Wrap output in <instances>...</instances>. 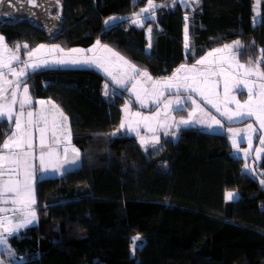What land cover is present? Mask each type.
I'll return each mask as SVG.
<instances>
[{
    "label": "trees",
    "instance_id": "16d2710c",
    "mask_svg": "<svg viewBox=\"0 0 264 264\" xmlns=\"http://www.w3.org/2000/svg\"><path fill=\"white\" fill-rule=\"evenodd\" d=\"M61 1L55 40L28 21L0 20V34L23 51L100 40L156 78L234 40L240 58L264 59V0H152L150 12L148 0ZM26 82L35 99L64 110L81 163L37 179L38 220L9 234L10 264H264V154L255 175L227 133L196 126L145 150L120 129L128 90L97 68L40 69ZM13 130L14 120L0 119V152Z\"/></svg>",
    "mask_w": 264,
    "mask_h": 264
},
{
    "label": "rangeland",
    "instance_id": "374dc122",
    "mask_svg": "<svg viewBox=\"0 0 264 264\" xmlns=\"http://www.w3.org/2000/svg\"><path fill=\"white\" fill-rule=\"evenodd\" d=\"M3 0H0V5ZM136 23H144L145 19L142 17L135 18ZM140 21V22H137ZM4 38L3 43L7 45V50L3 51L2 57L3 62L8 64L10 68L16 69L17 72L20 71L21 68H24V62L29 60L27 53L30 50L36 49L40 45H45L44 49L40 51L37 56L32 57L33 61L39 60H48L50 61L47 67H41L40 69L46 68H56V67H69V68H77V67H93L100 70L108 79V83H112L115 86L120 88H125L129 92V98L126 100L125 104L123 105V117L122 122L125 123V128L123 130H127L130 133L135 134L138 137L140 145L145 150H153L159 151L162 147V143L164 140L169 138L176 139L178 136L179 129L188 126H196L201 129L212 131V132H225L229 135L230 140L233 144L234 151L236 154L242 155L244 157V167L248 171H252L255 175H258V171L255 168V164L259 162L264 154V143H261V140L264 139V129L259 127V121L255 119L254 116H242L234 118L233 120L229 121L226 117L222 116L220 113L216 111V109L207 103V100L204 97H201L199 92L189 91L186 89H180L176 91L174 89L169 88H161L160 85L155 84V81H163L164 79L171 77L173 73L176 71L177 68H180L181 65H185L186 67L180 71L178 74L181 83H192L191 77L195 76L197 86L202 88L208 98L213 99L216 101L221 108V112L224 110L225 104L227 108L231 111L235 112L237 110L236 101H239L241 104H244L245 101L248 100V91L247 87L242 86L239 82L247 81L248 87H251L253 90V106H256V101L259 99L258 93L260 91L259 85L264 84V78H257L254 74L252 75H244L245 69L237 68V63L244 64L246 68L255 67L257 64L259 65V69L264 71V59L262 57L258 59H242L239 55L238 47H232L229 49H224L222 52H213L214 49L224 48V45H233L235 41L227 42L221 46L213 47L209 49L203 56L198 58L200 60L202 57L208 55V53L213 52V55L209 57V62L204 64H197L195 62H183L179 65L175 71L167 76L163 77H153L150 73L138 66L136 63L130 61L125 55H123L120 51H115L111 45L104 43L99 40V44L97 42L91 47H64L58 42H51V43H41L36 47L23 51L21 45L19 49L17 47H13L8 44L4 35L0 34ZM188 36V32H187ZM188 41V40H187ZM53 45H59L63 51H59L57 49L52 48ZM104 46H107L105 48ZM2 47V45H0ZM70 49H82L83 52L77 53H70ZM92 49V51H88ZM111 49V51H109ZM119 54L118 56L115 54ZM16 55L19 56L18 60H13L12 56ZM119 57H123L124 59L121 60ZM60 59H80V60H87L88 63H66V64H59L55 63L54 61ZM127 61L128 63H125ZM132 65L135 66V70L131 67ZM193 65H195V70H193ZM9 67H5L0 69L3 75L0 76V81H15L17 77H15L10 71ZM105 68L107 71H105ZM223 69V72H221ZM30 68L27 69L28 75L32 72ZM143 72H147L148 76L142 75ZM200 73H204L203 76L199 75ZM214 73V74H210ZM27 75V76H28ZM23 78L21 82V87L17 90V104L13 105L12 111L13 113H18L21 111L19 107V101L23 99V86L26 84L28 87V96L32 100V105L25 106L23 111L25 112V117L23 118L25 121L27 119V112L33 111L34 113H38L41 109V105L38 101H51L46 99H35L31 93V89L29 83L26 82V78ZM135 77V79H129V77ZM151 77L149 79L148 77ZM188 76L189 79L184 81L182 78ZM115 77V79H113ZM117 80H124L125 84L120 85L116 83ZM225 82H227V95L225 94ZM133 84L136 85V90L139 93L140 99L138 100L136 97V93L132 91ZM8 89L5 95L7 96L13 90V86L5 85ZM159 91H163L164 95L159 98V102H156L153 97L159 93ZM177 96L181 97L182 99L191 96L192 100H195L196 103L200 104V107L204 109V112L195 111L193 116L191 117L192 122L183 125L179 124L181 118L189 119V113L193 112L196 105L192 103L191 100H186L183 104L182 109H177L175 105L167 111H165L163 105L165 101L174 100ZM234 98V99H233ZM144 101L141 104L140 101ZM53 102V101H52ZM6 104L8 101L5 102ZM55 104V103H54ZM56 105V104H55ZM125 105H128L127 110H125ZM58 106V105H57ZM59 107V106H58ZM45 114L48 118V125H47V132H46V143L43 147L39 144L40 133L37 127H33V154L34 159L32 160L34 172V180H33V187H34V194H35V201H36V182L38 178L47 177V176H59L62 175L65 171L76 168L80 165L81 161V150L72 142V135H71V142L70 144L64 140L62 129L65 125V121L63 118H58L57 123L60 125L53 134L52 129V120L55 110L53 109L51 104H45L43 106ZM60 110L64 113V110L59 107ZM160 113L159 116H154L156 112ZM241 111H246V109H241ZM135 113H140V116H136ZM205 113L210 114V116H215L217 119L221 121V126H212L208 127L206 124H200V120H207L210 121V116H206ZM66 116V114L64 113ZM144 117H153L150 120H144ZM34 120L37 117L34 115ZM67 124L70 126L69 119ZM248 125H252V129L248 128ZM23 127L27 128V124L25 123ZM39 127H45L43 122L39 123ZM154 129L155 131L150 130ZM134 129V130H133ZM228 129H237L240 130L238 132H229ZM15 131V127L14 130ZM137 131L139 135H137ZM167 133V134H165ZM12 135V134H11ZM10 135V136H11ZM158 137L159 142L152 147V138ZM141 137H143L147 144H141ZM251 138L250 143L248 142V138ZM8 139V138H7ZM6 139V140H7ZM57 139L60 140V143H57ZM235 140V143H233ZM67 147L69 150L66 154L63 149ZM74 148L79 149V158L76 159V154L72 150ZM55 149L56 151L51 156L45 157V165L43 167H47L49 170L46 172H42L40 169L42 165L39 162V154L41 151L45 153ZM27 151V149H24ZM19 149H4L0 152V155H11L13 152H19ZM76 159L75 163H68L67 161H72ZM13 167V165L5 164V168ZM55 169V170H53ZM9 179H23V176H14L11 174L5 175L0 177V181H5ZM234 194L233 198L238 195L237 191H229ZM228 192V193H229ZM9 200L8 203H2L1 208L9 209L7 212H1L0 217H8L11 220V223L7 221L0 222V228L2 229H9L8 232L2 231L1 238H6L7 235L5 233H17L20 230L35 224L37 221L28 224L26 227H21L17 231H11L16 224H18L22 219V214L19 211H14V209H19L20 205H14L11 203V199L13 198L11 194L8 197H5ZM232 198V199H233ZM227 199H229L227 197ZM231 200V199H229ZM36 204V203H35ZM33 208H35L33 206ZM35 210V209H34ZM10 213L12 215H10ZM139 235L135 236V240L132 246V250L134 246L138 243L137 240ZM138 238V239H136Z\"/></svg>",
    "mask_w": 264,
    "mask_h": 264
},
{
    "label": "snow or ice",
    "instance_id": "6c2138e0",
    "mask_svg": "<svg viewBox=\"0 0 264 264\" xmlns=\"http://www.w3.org/2000/svg\"><path fill=\"white\" fill-rule=\"evenodd\" d=\"M196 3L199 2V0H195ZM149 3V7L142 9V12H150L152 9H154L156 7V5H154L152 3V0H148ZM135 15H139V14H135ZM185 19H187V17H185ZM107 23V21H106ZM150 31V30H149ZM187 26H185V46L187 47V40H188V36H187ZM4 38L2 36H0V45H2V47H0V69H3L5 67H9L8 64H5L3 62V57H2V53L3 51L7 50V45L3 43ZM97 44H99V41H97ZM17 49H19L20 45L16 46ZM26 47V45H25ZM45 45H40L38 46L36 49L34 50H30L27 55L29 57L28 61L24 62V68H21L19 72L16 71V69L14 68H10L9 67V71L15 76L17 77V79L15 81H0V119H7L10 122H12L14 120V127H15V131L12 132V135L8 137L7 140L4 141L2 148L3 149H19V152H13L11 155H0V177H3L5 175L11 174L14 176H23V179H9V180H5V181H0V204L2 203H8L9 200L6 199L5 197H8L9 194L12 195V199H11V203L14 205H20L21 207L19 209H14V211H19L22 214V219L21 221L16 224L14 226V228L11 231H17L19 228L21 227H26L28 224H31L35 221L38 220V217L36 215V212L33 208V206L35 205L36 201H35V194H34V187H33V180H34V172L32 171L33 169V164H32V160L34 159V154H33V132L32 129L33 127H37L38 131L40 133V138H39V144L41 147L44 146V144L46 143V132H47V125H48V118L45 114L44 108L43 106L45 104H51L53 109L55 110V113L53 115V120H52V129H53V134H55V131L58 127H60V125L57 123L58 118H63V121H65V125L63 127L62 134H63V138L65 141H67L69 144L71 142V129L70 126L67 124L68 121V117L64 115V113L62 112V110L59 109V107L57 105L54 104V102L52 101H38V103L42 106L41 109L39 110L38 113H34L33 111H28L26 116L27 119L26 121L23 119L25 117V112L23 111V109L25 108V106H31L32 105V100L30 99V97L28 96V87L25 84L23 86V94L24 97L22 100L19 101V107L21 109V111H19L18 113H13L12 111V107L13 105L17 104V90L21 87V82L23 80V78H25L28 75L27 69H31L33 71L38 70L41 67H47L50 63V61L48 60H39V61H33L31 58L34 56H37L40 51L42 49H44ZM54 49H57L59 51H63V49L60 48L59 45H53L51 46ZM105 48H107V46H104ZM232 47H242V45L240 44V41H235L233 45H224V48H218V49H214L213 52H222L224 51V49H229ZM84 50L82 49H70L69 52L70 53H77V52H83ZM88 51H92V49H89ZM109 51H111V49H109ZM262 52H264V49L261 50ZM213 52L208 53L207 56L202 57L200 60L197 61V64H204L206 62H209V57H211L213 55ZM115 54V53H114ZM115 55H119V54H115ZM121 60H123V57H119ZM13 60H18L19 56L13 55L12 56ZM55 63H59V64H66V63H73V64H78V63H88L89 61L87 60H80V59H60L57 61H54ZM125 63H128L127 61H125ZM133 68V70H135V66L132 65L131 66ZM186 66L185 65H181L180 68H177L176 71L173 73V75L171 77H168L166 79H164L163 81H155L154 83L157 85H160L161 88H169V89H174L176 91H179L180 89H186L189 91H195V92H199L201 97H204L207 100L208 104H211L218 113H220L222 116L226 117L227 120L231 121L234 118L237 117H242L245 115L248 116H254L256 120L259 121V127L261 129H264V84H260L259 88L260 91L258 93V97L259 99L256 101V106H253V90L251 87H248V82L247 81H241L239 82L242 86L247 87V91H248V100L244 102V104H241L239 101H236V107L237 110L235 112L231 111L230 109L227 108V105L225 104L224 106V110L221 112V108L220 105L214 101L213 99L208 98V96L206 95L205 91L197 86V82H196V78L195 76L191 77L192 79V83H181L180 82V78L178 76V74L180 73V71L182 69H184ZM237 68L240 69H245L244 75H252L254 74L257 78H264V71H261L259 69V65L257 64V66L255 67H249L246 68L244 64H239L237 63L236 65ZM193 70H195V65H193ZM105 71H107V69L105 68ZM221 72H223V69H221ZM210 74H214V73H210ZM3 73L2 71H0V76H2ZM142 75L144 76H148L147 72H143ZM199 75L203 76L204 73H200ZM149 79H151V77H148ZM115 79V77L113 78ZM129 79H135V77H129ZM184 81H187L189 79L188 76H185L182 78ZM116 83L120 84V85H124L125 81L124 80H117ZM5 85L8 86H13V90L8 93V95L6 96L5 93H7L8 89ZM107 85H105V94L107 95ZM132 91L134 93H136V97L139 100L140 96L139 93L136 90V85L133 84L132 87ZM227 82H225V94L227 95ZM164 95L163 91H159V93L157 95H155L153 97V99L156 102H159V98L162 97ZM234 99V98H233ZM186 100H191L193 104L196 105L195 109L193 110V112L189 113V119H183L181 118V120L179 121V124H183V125H187L189 123L192 122L191 117L193 116L195 111H201L204 112V109H202L200 107L199 103H196L195 100H192L191 96L186 97L184 99H182L181 97L177 96L174 100H168L164 102V109L165 111L171 109L173 107V105H175V107L177 109H182L183 108V104ZM8 101V103L6 104L5 102ZM141 104L144 103V101H140ZM128 105H125V110H127ZM241 109H246V111H241ZM34 115L37 117L36 120L33 119ZM136 116H140V113H135ZM160 113L159 111L156 112L154 114V116H159ZM206 116H210V114L205 113ZM153 117H144V120H150ZM210 123L207 120H200L199 123L200 124H206L208 127H212V126H221V121L219 119H217L215 116H210ZM43 122L45 124V127H39V123ZM27 124V128L23 127L24 124ZM125 128V123L122 122L120 124V129ZM249 129H252V125H248ZM120 129H117V131H119ZM134 130V129H133ZM152 131H155L154 129H151ZM229 132H238L240 130L237 129H228ZM115 133H113L114 135ZM167 134V133H165ZM137 135H139V132L137 131ZM152 147H155V145L159 142L158 137H153L152 138ZM251 138H248V142L250 143ZM141 144H147L148 141H146L143 137H141ZM57 143H60V140L57 139ZM233 143H235V140H233ZM261 143H264V139L261 140ZM27 149V151H25L24 149ZM68 148L65 147L63 149L64 153H65V159H66V154L68 152ZM75 154H76V159L79 158V149H76L73 147L72 149ZM56 150L52 149L51 151L45 153L44 151H41L39 154V162L42 165L41 167V171L42 172H46L49 169L47 167H43L45 165V157L46 156H51ZM76 159L72 160V161H67L68 163H75ZM11 164L13 165V167L10 168H5V164ZM245 167H248L247 165ZM55 170V169H53ZM234 196L233 193L229 192L227 193V197L229 199H232ZM9 211V209H3L0 208V212H7ZM3 221H7L8 223H11V220L8 217H0V222ZM5 232H8L9 229L5 228L4 229ZM138 239V238H136ZM4 239L0 238V243H4Z\"/></svg>",
    "mask_w": 264,
    "mask_h": 264
},
{
    "label": "water",
    "instance_id": "95a60500",
    "mask_svg": "<svg viewBox=\"0 0 264 264\" xmlns=\"http://www.w3.org/2000/svg\"><path fill=\"white\" fill-rule=\"evenodd\" d=\"M55 7L57 13L52 12ZM0 20L6 24L28 21L43 30L50 40H55L64 22L63 4L61 0H3Z\"/></svg>",
    "mask_w": 264,
    "mask_h": 264
},
{
    "label": "crops",
    "instance_id": "0c3cea01",
    "mask_svg": "<svg viewBox=\"0 0 264 264\" xmlns=\"http://www.w3.org/2000/svg\"><path fill=\"white\" fill-rule=\"evenodd\" d=\"M189 1L190 0H184L182 2L187 4ZM149 30H150V27L147 28L148 37H150ZM10 215H12V214L10 213ZM3 230L4 229L0 228V235H2V231ZM5 234L7 235V237L6 238H2V239H4L5 242L4 243H0V264H10L9 260L15 257V250L12 247V245L10 244L9 239H8L9 234H13V233L9 232V233H5ZM0 238H1V236H0Z\"/></svg>",
    "mask_w": 264,
    "mask_h": 264
}]
</instances>
